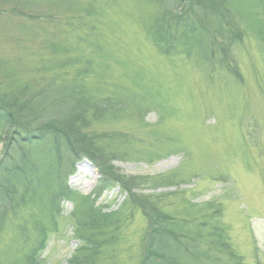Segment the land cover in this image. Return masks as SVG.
<instances>
[{
  "label": "rangeland",
  "instance_id": "rangeland-1",
  "mask_svg": "<svg viewBox=\"0 0 264 264\" xmlns=\"http://www.w3.org/2000/svg\"><path fill=\"white\" fill-rule=\"evenodd\" d=\"M230 1L243 35L225 52L228 42L218 39L212 62L199 47L186 51L190 56L159 48L155 20L180 9L179 0H0L1 89L32 93L53 75L72 77L85 67L80 83L122 113L108 111L111 118L89 129L122 132L121 150L130 153L114 156L112 173L104 174L83 158L54 181L55 191L61 185L70 195H55L45 208L36 197L0 213V264L82 259L73 213L83 199L121 214L99 264H143L149 234L169 232L167 218L175 215L193 233L223 228L228 242V251L211 249L208 239L195 242L191 234L182 239L184 264H264V42L251 23L263 8L260 0ZM67 57L72 67L62 66Z\"/></svg>",
  "mask_w": 264,
  "mask_h": 264
},
{
  "label": "trees",
  "instance_id": "trees-1",
  "mask_svg": "<svg viewBox=\"0 0 264 264\" xmlns=\"http://www.w3.org/2000/svg\"><path fill=\"white\" fill-rule=\"evenodd\" d=\"M179 1L184 2L180 9L175 12L165 9L155 20L154 36L163 52L166 53L168 49L181 52L184 49L189 55L186 51L199 47L200 55L207 56L214 62L217 51L220 50L221 42L218 39L225 38L228 42L221 48L225 52L230 50L237 38L242 37L241 28L226 7L228 4L232 5L230 0ZM260 2L263 12L251 23L264 42V0ZM195 5L200 9L196 10ZM220 62H226L233 71L236 68L229 58L224 60L220 57ZM73 63L74 60L67 57L62 66L72 67ZM86 71L85 67H81L76 69L72 77H68L65 72L53 75L32 93H8L0 87V213L3 217L15 212L17 207L26 202H34L32 200L36 197L42 200L45 208L47 203L56 199L55 195H70L72 191L61 185L55 191L54 181L61 179L63 173L67 175L74 164L83 158H89L98 164L104 174L110 171L112 173L111 162L114 156L130 154L128 150H121L122 132L102 134L89 129L97 120L111 118L108 111L115 116L122 113L112 109L111 104L104 106L99 94L91 92L80 83L79 80ZM5 85L8 86L7 83ZM114 97L109 99L114 100ZM115 99L122 102L121 97ZM124 139L130 140L128 136ZM105 176L107 180L112 178L110 175ZM126 182H130V179ZM121 185L126 188L123 181ZM131 197V203L135 205V198ZM73 216L76 219V236L84 243L81 249L86 255L82 259L77 255L79 261L71 260V264H99L102 248L115 237L112 224L117 219L120 220V212L104 213L93 201L83 199L76 204ZM33 218L32 216L31 219ZM167 219L171 235L167 232L160 236L158 229L149 234L144 243L148 258L144 259L143 264H184L182 239L191 234V239L195 242L199 238L208 239L211 249L221 245L228 251L223 228L212 227L215 230H209L205 235L201 228L197 233H193L195 227L189 225L191 229H188L186 219L180 220L176 215ZM192 220L193 217L188 221ZM209 220L203 225H210ZM34 221L35 224L38 223V219L35 218ZM53 225L56 226L57 221ZM44 229L46 231L45 227ZM43 233L44 245L46 232ZM173 238L177 244L173 242ZM199 246L196 244L194 249L198 250ZM30 252L29 256L35 250L31 249ZM200 254L208 257L207 253L200 251ZM22 264L28 262L24 260Z\"/></svg>",
  "mask_w": 264,
  "mask_h": 264
}]
</instances>
